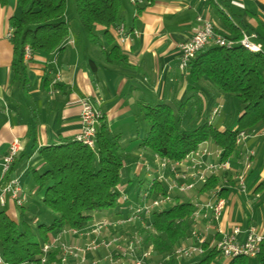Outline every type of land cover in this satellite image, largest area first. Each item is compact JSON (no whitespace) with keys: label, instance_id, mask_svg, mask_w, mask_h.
<instances>
[{"label":"crops","instance_id":"0c3cea01","mask_svg":"<svg viewBox=\"0 0 264 264\" xmlns=\"http://www.w3.org/2000/svg\"><path fill=\"white\" fill-rule=\"evenodd\" d=\"M119 12V22L127 34L123 44L117 42V26L109 29L112 42L102 36L101 28H97L100 41L95 45L74 22L59 49L51 53L31 51L28 57L24 54L25 77L18 80L14 76L12 62L15 55L11 36H8L11 32L8 20L18 14L16 0H6V4L0 6V172L2 155L9 143L17 139L22 149L12 174L20 178L26 199L36 189L32 183L35 172L42 170L39 149L61 144L78 132L81 98H87L101 113V121L109 133L119 137L125 153L120 189H125L128 181L141 175L147 180L154 176V166L150 165V175L143 165L149 163L151 156L141 145L146 123L140 106L182 103L190 96L187 102L192 99L194 92L188 90L187 73L178 67V45L192 35L197 15L208 18L220 34L226 32L225 22L242 27L244 33L253 35L250 41L260 44L264 51V0H154L140 12L131 0H122ZM113 44L119 46L122 57L118 64L106 60ZM225 99L224 96L205 97L201 102L203 112L194 123L210 118L213 107L220 106V113L216 118L213 116L211 122L220 130L225 129L229 125L223 117ZM236 105L232 108V129L236 128L240 114L241 106ZM190 117L184 125L193 123ZM204 145L215 147L209 142ZM249 152H252L250 164L245 169L244 158ZM227 158L231 169L216 176L217 184L223 186L220 196L224 198V204L220 218L210 226L201 218L190 227L191 230L194 226L206 240L219 237L234 226L242 230L254 227L256 231L264 232V134L248 136ZM240 173L244 174L245 191H239L236 186V175ZM197 189L189 192L192 203L208 197L209 190L199 193ZM5 208L8 213H13L11 202ZM113 213L114 210L103 217H94L90 225ZM126 229L130 230L131 226ZM242 237L240 234L239 238ZM65 240L74 239L66 236ZM75 241L81 243L83 239L76 238ZM102 254L104 251L100 249L88 257H101ZM201 257L184 262L197 264ZM228 261L226 258L223 264ZM248 264H256L255 258H248Z\"/></svg>","mask_w":264,"mask_h":264},{"label":"trees","instance_id":"16d2710c","mask_svg":"<svg viewBox=\"0 0 264 264\" xmlns=\"http://www.w3.org/2000/svg\"><path fill=\"white\" fill-rule=\"evenodd\" d=\"M121 1L72 0L79 26L92 44L98 45L100 41L97 28L102 29V36L109 42L113 41L109 29L120 25ZM153 2L134 0L133 5L140 12ZM5 4L6 0H0V6ZM16 7L18 14L12 15L8 23L15 55L12 62L14 76L20 80L25 77V47L43 53L59 49L69 35L70 24L65 19L66 0H16ZM225 23L223 35L238 41L244 29L230 21ZM121 59L119 46L113 44L106 60L118 64ZM185 71L190 92L200 88L216 89L239 101L241 108L236 128L220 130L208 117L187 128L190 124L184 125L186 115L183 114L191 96L182 103L143 104L140 112L146 129L141 145L152 154L179 160L200 144L209 142L221 148L223 158H227L236 148L235 137L239 131L264 126V51H251L239 44L226 47L212 43L195 55ZM201 108V103L194 106L190 120L200 116ZM101 120L96 130L94 149L75 138L39 149L42 170L34 174V194L40 193L42 203L51 211L53 218L48 224L37 222L35 216L29 222L23 220L29 210L27 199L20 206L12 203L13 213L18 212L19 220L12 217L6 208H0V254L5 262L21 264L34 259L39 264L42 242H48L63 229L89 226L101 210L113 208L114 213L110 217H123L119 205L125 203L121 201L119 189L125 153L119 137L111 135ZM18 155L11 164V172L19 160ZM7 178L6 175L4 180ZM146 181L147 185L149 180ZM216 184L217 177H210L196 189L201 193ZM151 189V197L165 192L164 185L156 180ZM172 198L173 202L167 208L162 206L143 217L144 224L134 222L130 225L140 235L143 247H151L152 261L161 259L184 242L192 224L193 203L189 199L179 201L176 193ZM57 253V249L49 252L47 264L55 259ZM216 255L217 252L210 250L197 264H208ZM255 262L264 264V249L255 257ZM226 264H248V258L236 257Z\"/></svg>","mask_w":264,"mask_h":264},{"label":"built area","instance_id":"2783aa9c","mask_svg":"<svg viewBox=\"0 0 264 264\" xmlns=\"http://www.w3.org/2000/svg\"><path fill=\"white\" fill-rule=\"evenodd\" d=\"M134 2V0H131ZM140 2V0H139ZM196 26L189 39L178 45L180 70L185 71L190 61L205 46L216 44L219 46H232L239 44L251 51H260L261 45L250 41L248 33L242 34L238 41L226 38L215 30L213 23L202 15H197ZM116 39L119 44L127 40V34L123 24L115 28ZM11 36V32L8 33ZM31 50L25 47V55L28 57ZM220 113V106L213 107L209 121ZM101 119V113L97 111L87 98L79 101V130L74 138L91 149H94L96 130ZM264 134V126L260 130L253 129L249 132L239 131L235 137V145H242L250 135ZM22 147L17 139H13L1 157L0 172V208H5L8 202L20 206L26 200V195L20 185V178L10 171V167ZM223 150L218 147L209 148L200 144L197 149L187 153L182 159L171 160L152 154L155 165L154 176H150L146 188L139 192V202L136 205L128 204L123 208L128 211L123 217H108L101 219L83 229H63L55 234L48 242L40 245L39 264H47L49 252L57 249L58 253L50 264H182L184 260H191L203 256L207 251L214 250L227 259L236 257L255 258L264 249V232L256 231L254 227L242 230L238 226L231 228L229 232L221 233L219 237L206 240L205 236L198 234L194 226L189 230L184 242L179 243L170 253L159 260L152 261L151 247L144 248L140 235L130 232L134 222L144 224L143 217L148 216L152 210L173 202L172 195L195 191L199 184L206 183L210 177H216L220 173L231 169L228 158H223ZM252 152L245 155L244 167L248 169ZM148 173H152L149 163L143 164ZM8 176L4 180L5 176ZM163 183L165 192H159L151 197L153 181ZM165 183V184H164ZM236 186L239 191H245L244 174L236 175ZM223 186L214 185L208 191V197L204 201L193 203L191 222L193 225L204 218L208 226L217 221L223 209L224 198L220 196ZM121 201L126 203L128 198L121 189ZM113 231L106 237L105 233ZM243 234L240 239L239 235ZM74 240L66 241L65 237ZM83 239L81 243L75 239ZM102 249L104 254L88 257ZM0 264H10L4 261L0 254ZM21 264H36L34 259H28Z\"/></svg>","mask_w":264,"mask_h":264},{"label":"rangeland","instance_id":"374dc122","mask_svg":"<svg viewBox=\"0 0 264 264\" xmlns=\"http://www.w3.org/2000/svg\"><path fill=\"white\" fill-rule=\"evenodd\" d=\"M65 17L69 20V24H70V28H73V23L75 22L77 24L78 27L79 26V22L75 16V11H74V6H73V2L72 0H66V12H65ZM194 92L192 94V99H190L187 103H186V107L184 108V114L186 115L187 119L188 117L191 116L192 112H194V108L193 106H195L196 104H199L201 102H203L204 98L207 97L208 95H212L215 97H220V96H224L225 98L227 97V99L224 100L225 103V111L223 114V117L226 119V121L228 122L229 125H227L228 128H231L233 125L232 120L234 118V113H232V108L237 107V103H239V101L234 97V96H226L223 95L220 92H217L216 89H208V88H200V90H195L193 89ZM238 101V102H236ZM201 112H203V110L200 111L199 114H201ZM199 117V116H198ZM216 118V116H214ZM195 121L193 120V123L190 124V126H188L187 128H192L194 127ZM148 154L151 157L148 159V162L150 163L151 166L155 165V162L153 161V157L151 155V152L147 151ZM144 179V177L141 175L138 178H134L133 180L128 181L127 187L124 189V192L128 198V201L125 204L119 205L120 207H124L125 205L128 204H132V205H136L137 201H138V195L139 192H141L144 187H146V180L147 178H145L142 182H140V180ZM149 180V178H148ZM34 182V180L32 181V183ZM165 184V183H164ZM163 185V183H162ZM179 201H183L186 199H190L191 195L188 193H179ZM27 206L29 208V210L27 211V213H25V216L23 217V220L29 222L30 218L32 216L36 217V221L37 222H42L45 224L50 223L51 219L53 218V214L51 213V211L44 206V204L42 203L41 199H40V193H36V194H32L28 196L27 199ZM171 203L165 204L164 207H168L170 206ZM113 211V208H109V209H105V210H101L99 212V214L95 215V217H103L105 215L110 214ZM122 213L123 216L127 215L126 210L122 209ZM10 215L14 218H16L17 220L20 219L18 212L16 211V213H10ZM225 257L222 256L221 254H217L215 257H213L211 264H223V262L225 261ZM182 264H191L188 262H183Z\"/></svg>","mask_w":264,"mask_h":264}]
</instances>
